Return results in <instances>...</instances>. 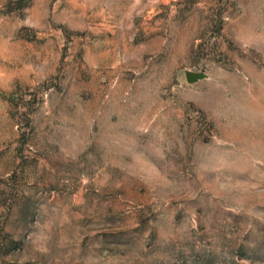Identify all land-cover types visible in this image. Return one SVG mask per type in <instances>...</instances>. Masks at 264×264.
Returning <instances> with one entry per match:
<instances>
[{
    "label": "rangeland",
    "instance_id": "1",
    "mask_svg": "<svg viewBox=\"0 0 264 264\" xmlns=\"http://www.w3.org/2000/svg\"><path fill=\"white\" fill-rule=\"evenodd\" d=\"M0 264H264V0H0Z\"/></svg>",
    "mask_w": 264,
    "mask_h": 264
},
{
    "label": "water",
    "instance_id": "2",
    "mask_svg": "<svg viewBox=\"0 0 264 264\" xmlns=\"http://www.w3.org/2000/svg\"><path fill=\"white\" fill-rule=\"evenodd\" d=\"M206 75L204 72H193V71H186L185 72V79L188 83L196 82L200 79L205 78Z\"/></svg>",
    "mask_w": 264,
    "mask_h": 264
}]
</instances>
